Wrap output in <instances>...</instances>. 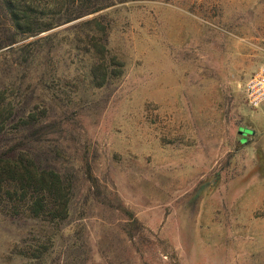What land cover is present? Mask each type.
Instances as JSON below:
<instances>
[{"label":"rangeland","instance_id":"374dc122","mask_svg":"<svg viewBox=\"0 0 264 264\" xmlns=\"http://www.w3.org/2000/svg\"><path fill=\"white\" fill-rule=\"evenodd\" d=\"M102 3L29 34L0 0V151L70 186L63 219L0 213V264H264V0Z\"/></svg>","mask_w":264,"mask_h":264},{"label":"trees","instance_id":"16d2710c","mask_svg":"<svg viewBox=\"0 0 264 264\" xmlns=\"http://www.w3.org/2000/svg\"><path fill=\"white\" fill-rule=\"evenodd\" d=\"M1 1L14 26L29 34L97 11L106 4L102 3V0H93L88 5L81 4V0H46L56 7L64 4H69L68 7L75 5L68 9L63 8L62 11H53L55 17L45 23L31 16L35 15L41 0ZM4 106L0 107V133L4 132L10 123V120L3 118ZM69 195L70 186L66 180L51 169L39 168L31 155L24 151H0L1 214L48 221L60 220L66 216Z\"/></svg>","mask_w":264,"mask_h":264},{"label":"built area","instance_id":"2783aa9c","mask_svg":"<svg viewBox=\"0 0 264 264\" xmlns=\"http://www.w3.org/2000/svg\"><path fill=\"white\" fill-rule=\"evenodd\" d=\"M246 105L264 112V57L250 73L243 86Z\"/></svg>","mask_w":264,"mask_h":264},{"label":"water","instance_id":"95a60500","mask_svg":"<svg viewBox=\"0 0 264 264\" xmlns=\"http://www.w3.org/2000/svg\"><path fill=\"white\" fill-rule=\"evenodd\" d=\"M239 132L241 134H245V133H252V130L248 129V128H241V130H239Z\"/></svg>","mask_w":264,"mask_h":264}]
</instances>
